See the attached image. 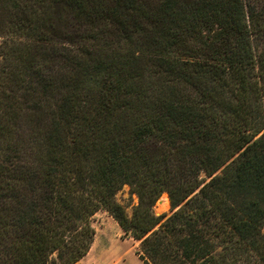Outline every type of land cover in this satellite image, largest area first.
Instances as JSON below:
<instances>
[{
	"label": "trees",
	"instance_id": "trees-1",
	"mask_svg": "<svg viewBox=\"0 0 264 264\" xmlns=\"http://www.w3.org/2000/svg\"><path fill=\"white\" fill-rule=\"evenodd\" d=\"M98 211L144 264H264V0H0V264Z\"/></svg>",
	"mask_w": 264,
	"mask_h": 264
},
{
	"label": "crops",
	"instance_id": "crops-1",
	"mask_svg": "<svg viewBox=\"0 0 264 264\" xmlns=\"http://www.w3.org/2000/svg\"><path fill=\"white\" fill-rule=\"evenodd\" d=\"M94 237L86 255L75 264H144L139 242L126 234L110 216L93 220Z\"/></svg>",
	"mask_w": 264,
	"mask_h": 264
},
{
	"label": "rangeland",
	"instance_id": "rangeland-1",
	"mask_svg": "<svg viewBox=\"0 0 264 264\" xmlns=\"http://www.w3.org/2000/svg\"><path fill=\"white\" fill-rule=\"evenodd\" d=\"M201 178L205 179L204 175H201ZM115 201L124 209L125 214L128 218L131 217L133 209L138 204V199L135 194H133L128 186H123L115 195ZM154 216L158 217L161 215L170 216L172 214L170 202L166 193H162L161 196L157 199L153 207L151 208ZM103 216H109L105 211H98L91 221V226L94 223L93 220H98ZM93 228V227H92Z\"/></svg>",
	"mask_w": 264,
	"mask_h": 264
}]
</instances>
